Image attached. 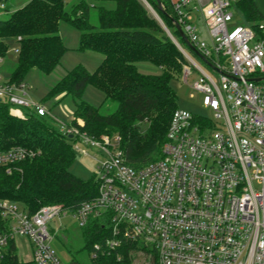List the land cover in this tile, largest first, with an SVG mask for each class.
<instances>
[{
	"label": "built area",
	"instance_id": "obj_1",
	"mask_svg": "<svg viewBox=\"0 0 264 264\" xmlns=\"http://www.w3.org/2000/svg\"><path fill=\"white\" fill-rule=\"evenodd\" d=\"M6 2L0 0V14ZM167 2L186 47L203 63L176 41L185 60L182 81L196 73L190 88L201 95L212 118L177 108L161 158L139 169L125 163L119 136L94 139L58 122L61 133L77 137L74 151L79 146L86 156V149L94 151L97 195L75 212L48 205L31 215L20 204L0 199V264L9 245L17 254L19 240L29 243L33 264H61L47 225L70 218L83 228L103 214H109L111 247L121 240L137 243L134 253L149 261L155 255L157 264H264V22L235 24L236 0ZM196 9L209 42L192 23ZM0 101L16 116L48 114L30 99L24 81L10 84L0 78ZM38 155L14 147L0 152V167Z\"/></svg>",
	"mask_w": 264,
	"mask_h": 264
},
{
	"label": "trees",
	"instance_id": "obj_2",
	"mask_svg": "<svg viewBox=\"0 0 264 264\" xmlns=\"http://www.w3.org/2000/svg\"><path fill=\"white\" fill-rule=\"evenodd\" d=\"M73 0H30L22 8L0 20V58L8 50V42L17 43V59L9 74L10 84H19L32 69L50 74L58 65L66 48L59 35L60 24L79 33L78 50H89L103 57L100 65L89 73L77 66L61 78L46 96L47 102L57 96L73 102L72 120L68 126L77 133L98 139L117 135L125 163L139 169L161 158V147L172 113L177 109L176 95L170 82L182 73L185 60L160 25L140 0H78L69 12L66 4ZM158 15L170 35L182 46L173 22L176 16L167 0H145ZM92 3H113L109 10L99 6L97 27L88 21ZM7 6V5H6ZM243 23L264 22V14L254 0H237L233 4ZM237 9V10H236ZM8 8L5 12L8 13ZM238 15V14H237ZM147 63L159 74H143L137 64ZM91 85L104 96L99 107L82 99ZM114 104L106 114L100 109ZM69 138L53 125L47 116L24 112L13 115L9 105L0 101V152L14 147L39 151L34 159L0 167V199L20 204L28 214L40 207L61 205L75 212L82 203L97 195L92 177L82 180L69 172L75 159ZM8 169V170H7ZM83 250L91 254V264H129V254L139 249L137 243L122 242L109 246L112 240L109 214L91 218L81 228ZM156 263L155 255L151 256ZM1 264H33L18 259L9 245ZM68 264H81L71 261Z\"/></svg>",
	"mask_w": 264,
	"mask_h": 264
},
{
	"label": "rangeland",
	"instance_id": "obj_3",
	"mask_svg": "<svg viewBox=\"0 0 264 264\" xmlns=\"http://www.w3.org/2000/svg\"><path fill=\"white\" fill-rule=\"evenodd\" d=\"M30 0H7L6 7L8 8V13L0 14V20H6L9 16V13L14 12L17 9L22 8L25 4H27ZM78 0H73L66 4L65 10L69 12L72 5L76 4ZM141 1V0H140ZM146 6L150 8L147 11L150 13L152 18L155 20L162 30L165 32L168 29L164 26L161 19L158 15L151 9L148 3L145 0H142ZM237 1V0H236ZM256 7L258 10L264 14V0H254ZM235 3V2H234ZM90 6L89 9V17L88 21L91 26L97 27V13L96 10L99 6H102L106 9H113V3H92L87 2ZM161 9L163 10V6L161 4ZM237 10V9H236ZM236 15L233 16V22L237 25H241L242 17L237 10ZM192 23L198 29V36L209 42L207 31L205 29L203 20L200 15V10L193 11L192 14ZM169 32V31H168ZM166 34V33H165ZM59 35L62 39L64 47L66 48V52L62 55L60 64L56 69H54L50 74L45 75L40 73L39 71L32 69L28 72V74L24 77V81L27 83L29 88V97L30 99L37 104H41L47 111V117L53 125L59 128V123L69 125L72 120L73 114V102L70 97H65L60 103L58 100L61 96H57L47 102L46 96L50 92V90L58 83V81L63 78L65 74L69 71L73 70L77 66L83 67L87 72L92 73L94 70L100 65L103 60V57L95 52L85 50L79 51V33L70 28L65 24H60L59 26ZM167 35V34H166ZM179 44V43H178ZM180 45V44H179ZM181 47L185 48L186 51L192 56V58L199 62L203 63L196 57L193 53L189 52L188 48L182 45ZM17 49L16 40L8 42V50L3 59L7 57L10 61L9 64H3L0 67V78L2 80H8L9 74L12 71L15 60L17 59V53L15 52ZM13 62V63H12ZM7 63V62H6ZM139 71L143 74H152L156 75L160 73V70L150 64L147 63H139L137 64ZM207 72L210 73L209 69H206ZM182 73L177 79H174L170 82V87L174 91L176 95V103L177 108L181 110H185L192 115L198 117H207L212 118V114L209 110L205 109L201 105V95L198 92L193 91L190 88V84L197 79V75H193L188 79L187 82L182 81ZM103 94L96 90L91 85H88L84 92L82 99L91 104L94 107H99L103 101ZM115 109L114 104L107 105L106 107H102L100 109L101 113H108ZM23 111V110H22ZM24 113V111H23ZM59 122V123H58ZM82 147L79 146L77 150H75V159L72 166L69 169V172L75 177L87 180L93 176V173L96 168V163L91 159V156L94 151H89L86 149L88 156L84 155L81 150ZM8 170V169H7ZM47 228L50 234L53 235V240L51 241V247L55 251L57 258L59 259L61 264H68L71 261H76L81 264H91V254L87 253L83 250V239L81 236V228L77 226L75 221L70 218H63L60 220H54L47 225ZM110 242L107 241V244ZM110 246V244H109ZM31 249L29 243L27 241H18L17 245V255L20 261L27 262L30 261ZM129 264H152L149 261V257L146 258L137 253L129 254Z\"/></svg>",
	"mask_w": 264,
	"mask_h": 264
},
{
	"label": "water",
	"instance_id": "obj_4",
	"mask_svg": "<svg viewBox=\"0 0 264 264\" xmlns=\"http://www.w3.org/2000/svg\"><path fill=\"white\" fill-rule=\"evenodd\" d=\"M156 1V3H157V6H158V8L160 9V10H162L161 9V4H160V2H159V0H155ZM141 3L143 4V5H145L144 4V2L141 0ZM146 6V5H145ZM146 8L147 9H149V7L148 6H146ZM155 20H157V19H155ZM158 21V20H157ZM160 24V23H159ZM173 24H174V27H175V30L177 31V33H178V36H179V38L186 44L187 42H186V39H185V37H184V35H183V33H182V31H181V29H180V27H179V25L178 24H176V22L174 21L173 22ZM161 25V24H160ZM162 26V25H161ZM164 30V29H163ZM165 33L167 34V36L170 38V40L172 41V43L176 46V40L170 35V33L168 32V31H166L165 30ZM255 81H257V80H255ZM70 138V137H69Z\"/></svg>",
	"mask_w": 264,
	"mask_h": 264
},
{
	"label": "crops",
	"instance_id": "obj_5",
	"mask_svg": "<svg viewBox=\"0 0 264 264\" xmlns=\"http://www.w3.org/2000/svg\"><path fill=\"white\" fill-rule=\"evenodd\" d=\"M16 61V60H15ZM7 62V63H6ZM9 64L10 63V61L7 59V57L5 58V59H2V61L0 62V67L3 65V64ZM13 63V62H12ZM11 64V63H10ZM137 66V68H138V65H136ZM138 70H139V68H138ZM25 82V81H24ZM26 83V82H25ZM26 85H27V83H26ZM27 87H28V85H27ZM29 89V88H28Z\"/></svg>",
	"mask_w": 264,
	"mask_h": 264
},
{
	"label": "bare ground",
	"instance_id": "obj_6",
	"mask_svg": "<svg viewBox=\"0 0 264 264\" xmlns=\"http://www.w3.org/2000/svg\"><path fill=\"white\" fill-rule=\"evenodd\" d=\"M149 10H150V8H149Z\"/></svg>",
	"mask_w": 264,
	"mask_h": 264
}]
</instances>
